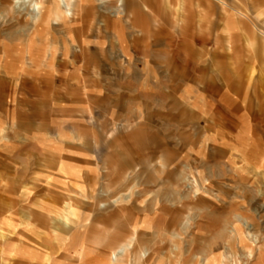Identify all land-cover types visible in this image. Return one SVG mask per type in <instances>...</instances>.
Instances as JSON below:
<instances>
[{
	"label": "rangeland",
	"instance_id": "rangeland-1",
	"mask_svg": "<svg viewBox=\"0 0 264 264\" xmlns=\"http://www.w3.org/2000/svg\"><path fill=\"white\" fill-rule=\"evenodd\" d=\"M14 1L0 0L6 253L20 248L22 264H110L113 256L118 264L263 262L264 0L160 1L211 9L214 44L200 50L214 76L197 72L181 94L146 95L144 107L135 99L140 128L130 147L125 101L108 110L88 94L94 79L125 93L134 65L125 57L128 0H70L72 18L38 26L15 19ZM170 17L209 34L200 13ZM17 30L19 39L10 38ZM237 38L243 44L231 45ZM36 94L47 110L34 109ZM1 262L13 264V256Z\"/></svg>",
	"mask_w": 264,
	"mask_h": 264
},
{
	"label": "crops",
	"instance_id": "crops-1",
	"mask_svg": "<svg viewBox=\"0 0 264 264\" xmlns=\"http://www.w3.org/2000/svg\"><path fill=\"white\" fill-rule=\"evenodd\" d=\"M161 0H157L156 3H160ZM34 5L38 6L37 8H33L31 6L25 8H18L16 5L11 6L12 13H16V20H19L23 17L27 16L29 21L33 26L47 24L52 18L54 22L63 21L64 18H72L73 12L70 7V0H30ZM99 3H104V0H98ZM121 2V0H119ZM31 3V4H32ZM149 7L146 5L145 0L139 2L138 0H128L125 6V15L126 18V29H125V40H126V48H125V57L126 62L134 64L131 66V71H127L126 78L129 80L124 86L125 93L122 95H118L115 91L114 85L108 88L103 83L102 79H94L93 82V91L88 94L92 96L93 103L99 105V107L104 106V108L108 110H115L119 100L125 101V110L131 116L130 121L127 122L126 133H125V142L127 146L134 143V137L138 136L134 128V111L137 110L134 106V101L136 99L137 102L144 107L145 104L148 103V98L146 95H162L166 92L169 94H181V89L183 87V83L185 79L188 78H197L196 73L200 72L201 77H206L207 79H212L213 69L209 68L207 65L208 61H210L209 56L206 54H202L200 47L207 45V41L213 43V31L214 24L212 21H207L208 16L212 15L213 12L209 8H202L199 12L198 7H186V8H178L170 9L159 6ZM95 13V7L92 8ZM22 11H24L22 13ZM184 11V13L180 12ZM187 11V12H186ZM192 11V12H190ZM0 9V13H1ZM19 12V13H18ZM88 14L89 10L87 11ZM201 14L204 15L205 18L202 19V22L205 21V31L209 34L197 35V33L193 34L190 31L191 26L189 22L178 24L179 17L169 19L166 18L167 15H187V14ZM22 14V15H21ZM168 19V20H167ZM181 20V19H180ZM190 21V18L186 19ZM184 21V20H183ZM185 22V21H184ZM182 25H189L182 29ZM240 25V24H238ZM229 26V24H226ZM38 28L35 29L37 32ZM229 31V28H227ZM186 31H188L186 33ZM12 35V36H11ZM9 36L12 39H19L20 31L17 30L12 32ZM36 35V34H35ZM210 37L208 39L207 37ZM122 37V36H121ZM33 39L32 37L30 40ZM240 39L237 38L236 42L231 43L233 46H240L241 42H238ZM208 43V44H209ZM77 51V50H75ZM102 59V58H101ZM204 64L203 69L199 71V66ZM113 77H116L115 75ZM222 77V76H221ZM111 84H115L110 82ZM27 81L23 83L26 85ZM17 84L15 83V86ZM87 86V85H86ZM17 88V87H15ZM13 87V90H15ZM213 86L210 83L207 85V89H212ZM168 89V91H166ZM15 92V91H14ZM65 97L69 100L68 94H64ZM16 97V96H15ZM31 103H35L41 105V107H37L34 109L47 110L48 104L50 102L47 101V98H43L41 95H30L29 97ZM78 103L82 102L81 97L78 98ZM20 100V99H19ZM26 100V99H25ZM18 101V100H17ZM86 101V100H85ZM155 102H160L157 96L154 99ZM75 102V100H72ZM137 107L139 108V104L137 103ZM5 109V108H4ZM28 109H33V107H28ZM240 110V109H239ZM139 125V124H138ZM141 125V124H140ZM144 125V124H142ZM108 126V125H106ZM130 129V130H129ZM111 130V129H110ZM137 138V137H136ZM143 141L144 137L138 139ZM130 147V146H129ZM41 157L45 158H66L69 154H61L59 156H54L53 154H48L47 152L40 154ZM6 222L2 218L0 219V264H2L3 258L5 259V255H12L14 263L13 264H22L21 262V252L20 248H15L13 252L6 253ZM10 233H16V230L9 231ZM21 233L17 231V233ZM11 237V235L9 236ZM18 239V236H13ZM240 237V234L239 236ZM14 238V239H15ZM260 249V248H259ZM258 249V250H259ZM122 253V249L121 252ZM252 254V251L249 252ZM259 256H264L263 252L259 250ZM3 257V258H1ZM113 258V260H112ZM111 258L110 264H118L116 261V257L113 256ZM259 264H264L260 261ZM32 264V263H28ZM109 264V263H105Z\"/></svg>",
	"mask_w": 264,
	"mask_h": 264
},
{
	"label": "bare ground",
	"instance_id": "bare-ground-1",
	"mask_svg": "<svg viewBox=\"0 0 264 264\" xmlns=\"http://www.w3.org/2000/svg\"><path fill=\"white\" fill-rule=\"evenodd\" d=\"M26 2H30V0H15L14 3L18 8H24V5L26 4ZM32 2L29 3V5L33 8H37L38 6L34 5Z\"/></svg>",
	"mask_w": 264,
	"mask_h": 264
}]
</instances>
